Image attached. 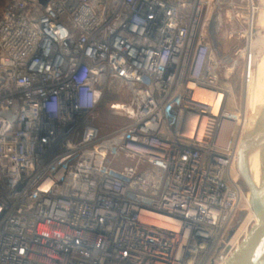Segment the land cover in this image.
Wrapping results in <instances>:
<instances>
[{
  "label": "built area",
  "instance_id": "built-area-1",
  "mask_svg": "<svg viewBox=\"0 0 264 264\" xmlns=\"http://www.w3.org/2000/svg\"><path fill=\"white\" fill-rule=\"evenodd\" d=\"M219 2L8 0L0 264L224 263L241 188L236 150L220 143L226 91L208 34ZM198 87L225 95L220 114ZM108 93L120 121L105 129Z\"/></svg>",
  "mask_w": 264,
  "mask_h": 264
},
{
  "label": "rangeland",
  "instance_id": "rangeland-1",
  "mask_svg": "<svg viewBox=\"0 0 264 264\" xmlns=\"http://www.w3.org/2000/svg\"><path fill=\"white\" fill-rule=\"evenodd\" d=\"M7 2L0 0V15ZM212 14L218 21V28L208 34L212 37L213 52L219 62V86L226 91L225 109L240 116L238 121L225 125L221 143L229 139L232 148L236 149L245 132L243 124L258 112V87L264 83L258 85L257 81L264 60V0H220L215 8L210 9L209 15ZM113 99L108 93L97 111V117L102 120L99 123L105 129L120 121L109 108ZM234 176L241 188V199L232 221L234 230L229 247H235L257 221L247 200V185L239 172Z\"/></svg>",
  "mask_w": 264,
  "mask_h": 264
},
{
  "label": "water",
  "instance_id": "water-1",
  "mask_svg": "<svg viewBox=\"0 0 264 264\" xmlns=\"http://www.w3.org/2000/svg\"><path fill=\"white\" fill-rule=\"evenodd\" d=\"M264 138V114L253 128L244 132L237 151V167L249 189L250 206L257 221L227 256L223 264H264V159L262 177L255 183L248 167L247 158L256 148L261 147ZM264 150V144H263Z\"/></svg>",
  "mask_w": 264,
  "mask_h": 264
},
{
  "label": "bare ground",
  "instance_id": "bare-ground-1",
  "mask_svg": "<svg viewBox=\"0 0 264 264\" xmlns=\"http://www.w3.org/2000/svg\"><path fill=\"white\" fill-rule=\"evenodd\" d=\"M251 33H252V30H251ZM251 54H252V52H251ZM257 81H258V85L261 82L262 83L264 82V60L261 62L260 69L258 71V80ZM258 95L260 97V102H259V105L257 106V108H259L258 112L253 117H251L249 120L245 121V123L243 124V131H245V132L247 130H250L251 127L253 128L255 123H257V121L260 120L261 115L264 114V83L258 87ZM194 96L199 100H202L204 102L211 104L213 113H215L217 115L220 114L222 102L225 98V95L221 91L216 92L212 89L198 87L194 91ZM226 112H227V110H226ZM239 117L240 116L235 114V113L227 112L226 118L222 122V124H223L222 128L224 129L223 131H225V127H226L225 125L229 124L231 121H238L240 119ZM214 123L215 124L212 125V127L210 128V130L207 133L208 137H207V139H205L206 142L213 143L215 141L216 130H214V129H215L216 123H217L216 119H215ZM203 124L204 123H202V125L198 129V131L194 127H192L191 134H194L195 136H199V137L201 135H203V133H204V125ZM218 133H220V132H218ZM230 142L231 141L228 139V140H226L225 144L230 143ZM220 143H221V138H220ZM260 143H261V145H260L261 147L256 148L253 151V153L247 158V161H246L247 167H248L255 183L260 182L261 177H262V173H263L262 172L263 170L261 168V164H262V160L264 159V150L262 148L263 144H264V138L261 139ZM238 149H239V145L235 149L236 150L235 159L232 161V163L230 165V175L232 176L231 178L233 181H236V178L234 175L239 172V169L237 167V151H238ZM247 200H248V203L250 204V197H248ZM144 216L149 221L154 222L160 226H165V227H170V228L176 227L173 219L162 216L160 214L147 213Z\"/></svg>",
  "mask_w": 264,
  "mask_h": 264
}]
</instances>
